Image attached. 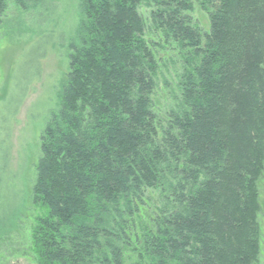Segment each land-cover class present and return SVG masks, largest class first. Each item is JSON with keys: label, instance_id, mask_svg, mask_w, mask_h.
Returning <instances> with one entry per match:
<instances>
[{"label": "trees", "instance_id": "1", "mask_svg": "<svg viewBox=\"0 0 264 264\" xmlns=\"http://www.w3.org/2000/svg\"><path fill=\"white\" fill-rule=\"evenodd\" d=\"M8 1L32 14L56 0H0V28ZM78 13L40 136L36 214L25 238L23 214L0 216V256L258 264L264 0H78Z\"/></svg>", "mask_w": 264, "mask_h": 264}, {"label": "rangeland", "instance_id": "2", "mask_svg": "<svg viewBox=\"0 0 264 264\" xmlns=\"http://www.w3.org/2000/svg\"><path fill=\"white\" fill-rule=\"evenodd\" d=\"M144 13V12H143ZM145 15V14H144ZM193 22L207 32V14L195 5ZM0 28V216L23 214L24 237L36 210L30 203L43 128L57 108V92L67 73L66 48L79 21L78 0H56L32 14L22 13L8 1ZM162 57V56H161ZM169 72L173 66L168 64ZM169 82L172 78L164 70ZM168 103L162 82L155 110ZM261 229L258 264H264V172L258 181ZM0 264H37L31 255L0 256Z\"/></svg>", "mask_w": 264, "mask_h": 264}]
</instances>
